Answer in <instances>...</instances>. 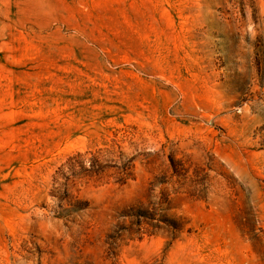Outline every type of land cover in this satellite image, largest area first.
I'll return each mask as SVG.
<instances>
[{"label":"rangeland","instance_id":"1","mask_svg":"<svg viewBox=\"0 0 264 264\" xmlns=\"http://www.w3.org/2000/svg\"><path fill=\"white\" fill-rule=\"evenodd\" d=\"M0 264H264V0H0Z\"/></svg>","mask_w":264,"mask_h":264}]
</instances>
